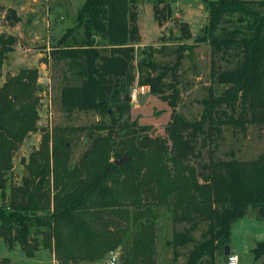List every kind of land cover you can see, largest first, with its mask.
<instances>
[{"label":"trees","instance_id":"16d2710c","mask_svg":"<svg viewBox=\"0 0 264 264\" xmlns=\"http://www.w3.org/2000/svg\"><path fill=\"white\" fill-rule=\"evenodd\" d=\"M153 2L160 22L165 0ZM136 5L137 0H84L73 26L51 50L74 83L61 89L62 111L101 119L86 129L91 144L76 164H69L68 131L42 130L38 148L23 160L25 175L13 182L14 155L38 130V70L21 69L0 86V240L8 250L20 248L26 258L47 250L59 264H95L121 249L119 264H155V210L163 208L173 225L185 226L169 244H192L187 264H217L236 221L250 212L264 221L263 156L220 160L209 150L208 162L195 165L200 141H214L223 127L244 132L248 125L264 126V0L205 1L208 23L196 42L229 63L210 70L224 89L216 94L209 87L196 120L172 113L164 138L123 120L130 89L137 78V86L175 107L177 72L187 49L178 47L167 64L155 60L156 48H140ZM7 13L19 22L14 11ZM181 32L189 37L186 25ZM15 43L14 36L0 35V77ZM250 253L255 262L264 260V241ZM0 264L11 262L1 258Z\"/></svg>","mask_w":264,"mask_h":264},{"label":"rangeland","instance_id":"374dc122","mask_svg":"<svg viewBox=\"0 0 264 264\" xmlns=\"http://www.w3.org/2000/svg\"><path fill=\"white\" fill-rule=\"evenodd\" d=\"M205 1L207 0H165V4L159 6L164 12L158 22L155 2L153 0H137L136 12L141 37L140 48H156L158 52L154 56L155 60L167 64H172L175 61V50L178 47L184 45L187 49L183 53L181 67L177 72L175 84L179 96L175 107H171L168 100L152 95L146 87L144 94L138 96L135 102L131 101L129 115L123 119L128 123H135L137 128H145L147 134L152 138L166 137V128L172 113L189 121L198 119L203 110L202 101L207 97L209 87L213 88L216 94L221 93L224 89L210 78V70L213 64L225 69L229 63L220 55H213L211 47L207 43L196 42L208 23ZM82 2L83 0H39L34 8L36 12L32 10L25 17H21L27 19L29 24L35 20L34 24L29 25L30 27L27 29L21 23L18 25V22H11V19L7 18V15L11 16L5 7L9 1L4 0L3 2L5 6L0 12V35L12 33V26L17 24V31L22 33L24 38L19 39L18 36L10 34L17 39L13 51L7 55L3 63L0 86L7 76L16 75L24 68H35L38 70L37 83L40 87L38 92L40 96L38 130L25 139L14 155L12 171L14 183L21 182L25 175L23 160L26 161L30 153L38 148L42 130L53 131L56 128H63L68 131L69 164L72 166L78 162L91 144L86 129L101 121L98 115L91 112H73L68 115L62 111L61 89L74 83L70 80V74L66 71L63 63H55L50 55L57 43L55 36L63 34L73 26L76 12ZM15 17L20 20L17 16ZM60 17H63L65 21L60 27H57ZM49 20L51 23L47 27ZM183 25H186L189 37L182 34L181 27ZM27 34H31L30 40L25 38ZM188 46L191 48L189 49ZM42 65L44 67L40 68ZM167 83H171L170 78ZM135 86H137V78L130 91ZM170 93L171 90L166 89L164 94L169 95ZM200 144L203 145V148H201L200 158L195 160L196 167L208 162L210 151L214 158L220 160L234 158L248 161L259 156L264 157V126L248 125L244 132L225 126L222 128L221 135L214 138V141L201 140ZM250 213L249 216L232 225L227 248H231V251L237 254L240 264H264L262 259L255 262L250 253L252 240L264 241V221L256 219L252 212ZM241 224L244 225V228L240 226ZM184 227L183 225H173L167 210L163 208L155 210V264H187V256L192 249V244L176 249L169 244L173 233L182 231ZM199 235L200 232L195 233L194 238L198 239ZM44 251L36 255L38 251L36 256L28 259L20 248L10 251L0 240V259L7 258L11 264H59L50 251ZM117 252L119 258L116 264H119L121 249H117ZM222 254L217 257V264L225 263L226 256L224 253ZM106 260L107 257L95 264H105Z\"/></svg>","mask_w":264,"mask_h":264},{"label":"crops","instance_id":"0c3cea01","mask_svg":"<svg viewBox=\"0 0 264 264\" xmlns=\"http://www.w3.org/2000/svg\"><path fill=\"white\" fill-rule=\"evenodd\" d=\"M9 1V3L5 6V5H3V2H4V0H0V4H1V6H2V8H3V6H5L6 7V9L8 10V9H11V10H13L14 12H15V14H16V16L18 17V18H20V20H19V22H18V25H19V23H21V25H24L25 27H26V29L28 28V27H30L31 25H33L34 24V22H35V20H32V22H31V24H29V21L27 20V19H25V18H21V17H25L29 12H31L32 10H33V12H36V11H34V8H36V6H37V2L39 1V0H8ZM83 2H84V0H83ZM83 2H82V4H83ZM81 4V5H82ZM81 5L79 6V8L81 7ZM78 8V9H79ZM6 10V11H7ZM58 12V11H57ZM21 21V22H20ZM65 20H64V18L63 17H60V19H59V26H57V27H60L62 24H63V22H64ZM50 23H51V21L49 20V21H47V27H49L50 26ZM17 25V24H16ZM16 25H13L12 26V28H11V30H12V33H9V35L10 34H13V35H16V36H18V38L20 39H23L24 38V35L22 34V33H19L18 31H17V26ZM30 25V26H29ZM20 29H22V27H20ZM14 32V33H13ZM62 35L63 34H61V35H59V36H55V38L57 39V40H59L61 37H62ZM30 37H31V34H27V36L25 37L26 39H28V40H30ZM17 39V38H16ZM54 39V38H53ZM56 40V41H57ZM44 67V65H42L40 68H43ZM240 226H242L243 228H244V225L243 224H241ZM259 233H261L260 231H259ZM261 236H263V234L261 233ZM256 242H259V241H256V240H252L251 241V246H253ZM41 251H44V250H41ZM41 251H39L36 255H38ZM45 252V251H44ZM229 252L230 253H233L232 251H231V248H229ZM234 254V253H233ZM35 255V256H36ZM237 255V254H236ZM33 258V257H32ZM239 258V257H238ZM28 259H31V258H28ZM240 262V261H239ZM52 263H53V261H52Z\"/></svg>","mask_w":264,"mask_h":264},{"label":"built area","instance_id":"2783aa9c","mask_svg":"<svg viewBox=\"0 0 264 264\" xmlns=\"http://www.w3.org/2000/svg\"><path fill=\"white\" fill-rule=\"evenodd\" d=\"M146 87L145 86H135L130 91V100L132 102H135L137 97L144 94ZM119 254L117 250L110 251L107 255V260L105 264H116L118 261ZM224 264H240L239 258L236 254L230 253L226 256L225 263Z\"/></svg>","mask_w":264,"mask_h":264},{"label":"water","instance_id":"95a60500","mask_svg":"<svg viewBox=\"0 0 264 264\" xmlns=\"http://www.w3.org/2000/svg\"><path fill=\"white\" fill-rule=\"evenodd\" d=\"M123 161H124V158H123V159H120L119 161H116L115 164H116V165H119V164L122 163ZM229 254H230V252H229V248L225 249V251H224V255L227 256V255H229Z\"/></svg>","mask_w":264,"mask_h":264}]
</instances>
